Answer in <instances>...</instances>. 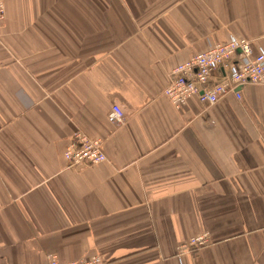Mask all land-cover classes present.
<instances>
[{
    "label": "crops",
    "instance_id": "1",
    "mask_svg": "<svg viewBox=\"0 0 264 264\" xmlns=\"http://www.w3.org/2000/svg\"><path fill=\"white\" fill-rule=\"evenodd\" d=\"M3 3L0 264H264V86L211 107L163 94L175 67L233 36L264 53V0ZM77 132L105 162L66 165Z\"/></svg>",
    "mask_w": 264,
    "mask_h": 264
},
{
    "label": "built area",
    "instance_id": "2",
    "mask_svg": "<svg viewBox=\"0 0 264 264\" xmlns=\"http://www.w3.org/2000/svg\"><path fill=\"white\" fill-rule=\"evenodd\" d=\"M5 19V5L0 0V24ZM240 47H232L231 39L224 44L210 47L205 52L191 57L175 67L169 74V84L164 96L175 109H180L192 97H197L206 107L216 105L228 94L239 99L238 89L246 85L264 86V53L252 54L250 41L237 39ZM209 61H215L210 63ZM221 69L223 75L218 81H212V73ZM108 121L113 125H122L125 118L121 109L114 105L109 112ZM63 159L68 167L97 165L106 161L101 139L89 138L81 132L75 133L69 140ZM208 244V236L194 237L178 247L179 253L197 250ZM44 264H105L98 256L74 262H61L56 256L48 255Z\"/></svg>",
    "mask_w": 264,
    "mask_h": 264
},
{
    "label": "clouds",
    "instance_id": "3",
    "mask_svg": "<svg viewBox=\"0 0 264 264\" xmlns=\"http://www.w3.org/2000/svg\"><path fill=\"white\" fill-rule=\"evenodd\" d=\"M231 41H232V47H240L241 43L240 41L237 40V38L235 36L231 37ZM210 63H215V61H209Z\"/></svg>",
    "mask_w": 264,
    "mask_h": 264
},
{
    "label": "rangeland",
    "instance_id": "4",
    "mask_svg": "<svg viewBox=\"0 0 264 264\" xmlns=\"http://www.w3.org/2000/svg\"><path fill=\"white\" fill-rule=\"evenodd\" d=\"M117 106L121 109V111L123 112L124 118H125V114H124L122 107L120 106V104H117Z\"/></svg>",
    "mask_w": 264,
    "mask_h": 264
}]
</instances>
